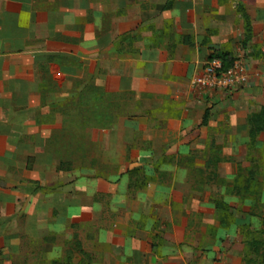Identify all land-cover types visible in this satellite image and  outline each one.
Instances as JSON below:
<instances>
[{
  "label": "crops",
  "instance_id": "crops-1",
  "mask_svg": "<svg viewBox=\"0 0 264 264\" xmlns=\"http://www.w3.org/2000/svg\"><path fill=\"white\" fill-rule=\"evenodd\" d=\"M223 52L249 83L196 90ZM95 88L130 106L108 127ZM263 106L264 0H0V264H264Z\"/></svg>",
  "mask_w": 264,
  "mask_h": 264
},
{
  "label": "trees",
  "instance_id": "trees-1",
  "mask_svg": "<svg viewBox=\"0 0 264 264\" xmlns=\"http://www.w3.org/2000/svg\"><path fill=\"white\" fill-rule=\"evenodd\" d=\"M245 21V33L244 39L242 42L243 48H247L252 41V26L250 20L246 13H243ZM125 37H122L121 40H124ZM216 58L220 59L225 68L230 67L235 59L227 52L219 53L216 55ZM88 93V94H87ZM90 96V97H89ZM78 98L82 100L81 112L84 113L85 125H91L93 127H108L115 120L114 118L119 117L125 111H121L119 104H123L117 95H110L105 93L103 90L95 88V90L85 89L80 94ZM89 98V99H88ZM94 100L95 104H87V101ZM71 107V105L69 106ZM91 111V115L88 113ZM249 126V137H250V150L257 145V139L259 135L264 131V106L262 109L254 114H251L248 118ZM255 178V173L252 169H247L238 167V171L235 175V186L232 189L233 193L242 194L243 192L253 193V180ZM214 204L218 211L217 218L220 221L221 225L225 228L230 227L231 225L237 223V220L233 213L230 212V206L224 200H215ZM242 233L245 237H248L250 241L249 244H254L256 239V233L250 229V226H243ZM52 264H68L67 262H58L54 261Z\"/></svg>",
  "mask_w": 264,
  "mask_h": 264
},
{
  "label": "built area",
  "instance_id": "built-area-1",
  "mask_svg": "<svg viewBox=\"0 0 264 264\" xmlns=\"http://www.w3.org/2000/svg\"><path fill=\"white\" fill-rule=\"evenodd\" d=\"M249 79V71L243 61H235L225 68L220 59L213 57L207 61L203 72L193 79L192 84L198 91H236L245 87Z\"/></svg>",
  "mask_w": 264,
  "mask_h": 264
},
{
  "label": "rangeland",
  "instance_id": "rangeland-1",
  "mask_svg": "<svg viewBox=\"0 0 264 264\" xmlns=\"http://www.w3.org/2000/svg\"><path fill=\"white\" fill-rule=\"evenodd\" d=\"M119 100H122L121 102L123 103L124 101H123V99H119ZM120 106V108H123V109H121V111H125L126 109H128V108H130V106H128L127 104H119ZM127 105V106H126ZM70 108H72V106L70 107ZM72 112H68V116H70L69 118H71L72 120L74 119V125H70L71 127H75L76 126V122H77V117H76V114H77V112H78V109H74V110H71ZM79 112H81V111H79ZM91 115V111L88 113V115ZM89 115V116H90ZM74 116V117H73ZM23 263H25V264H29L28 263V261H26V262H23L22 260H20V261H17V262H12L11 264H23Z\"/></svg>",
  "mask_w": 264,
  "mask_h": 264
}]
</instances>
